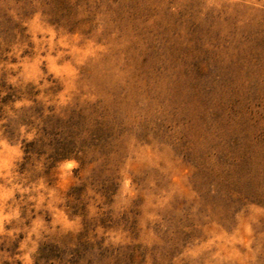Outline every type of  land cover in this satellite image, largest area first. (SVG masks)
<instances>
[{"label":"rangeland","instance_id":"374dc122","mask_svg":"<svg viewBox=\"0 0 264 264\" xmlns=\"http://www.w3.org/2000/svg\"><path fill=\"white\" fill-rule=\"evenodd\" d=\"M0 264H264V0H0Z\"/></svg>","mask_w":264,"mask_h":264},{"label":"trees","instance_id":"16d2710c","mask_svg":"<svg viewBox=\"0 0 264 264\" xmlns=\"http://www.w3.org/2000/svg\"><path fill=\"white\" fill-rule=\"evenodd\" d=\"M50 252H51V257H54V258H56V259H58L59 261L61 260V258H60V253L59 252H57V249L56 248H54V247H51L50 248Z\"/></svg>","mask_w":264,"mask_h":264}]
</instances>
